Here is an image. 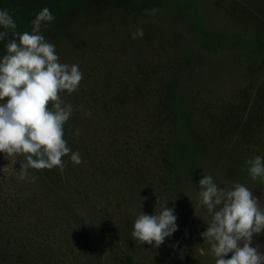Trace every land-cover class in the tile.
Wrapping results in <instances>:
<instances>
[{"label": "rangeland", "instance_id": "rangeland-1", "mask_svg": "<svg viewBox=\"0 0 264 264\" xmlns=\"http://www.w3.org/2000/svg\"><path fill=\"white\" fill-rule=\"evenodd\" d=\"M131 1L91 0L69 35L46 38L82 73L58 93L73 106L63 138L81 163L64 155L63 168L21 179L26 154L0 153V264H213L199 235L203 174L244 183L264 209V183L245 167L264 156V0ZM156 197L178 227L152 248L130 232ZM252 243L264 253V230Z\"/></svg>", "mask_w": 264, "mask_h": 264}, {"label": "clouds", "instance_id": "clouds-1", "mask_svg": "<svg viewBox=\"0 0 264 264\" xmlns=\"http://www.w3.org/2000/svg\"><path fill=\"white\" fill-rule=\"evenodd\" d=\"M53 19L44 6L30 19L27 31H17L12 15L0 9V40L11 33L0 54V153L26 154V163H19L17 171L21 179L28 168H63L64 155L73 164L81 163L79 150H72L63 138L73 106L58 93L75 91L82 73L77 63L60 62L55 45L45 39L42 28ZM130 36L141 38L143 29ZM245 167L252 180L264 183V156L247 158ZM197 184L198 203L210 215L199 235L207 241L213 264H264V253L252 243L253 234L264 230L258 197L244 183L220 186L210 174H203ZM168 200L156 197L151 213L140 211L133 218L130 235L136 242L156 248L177 229ZM196 251L205 255L203 247Z\"/></svg>", "mask_w": 264, "mask_h": 264}, {"label": "trees", "instance_id": "trees-1", "mask_svg": "<svg viewBox=\"0 0 264 264\" xmlns=\"http://www.w3.org/2000/svg\"><path fill=\"white\" fill-rule=\"evenodd\" d=\"M91 0H0V7L7 9L17 25V31H27L31 25L30 19L44 6H47L54 15V19L47 28H42V32L47 38L48 34L69 35L72 26L79 19L87 17L90 13ZM96 1L101 10L110 9L119 5L131 6V0H92ZM6 41L0 42V49ZM264 47V41L260 43ZM264 94V88H261ZM80 238L86 237L85 232L79 231ZM84 243V242H83ZM114 259V255H112Z\"/></svg>", "mask_w": 264, "mask_h": 264}]
</instances>
